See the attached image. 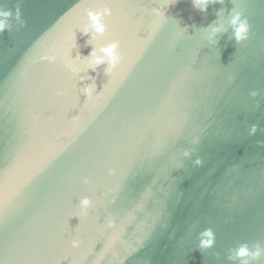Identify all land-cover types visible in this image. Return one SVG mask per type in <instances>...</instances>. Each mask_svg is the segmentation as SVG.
<instances>
[{"label":"water","instance_id":"water-1","mask_svg":"<svg viewBox=\"0 0 264 264\" xmlns=\"http://www.w3.org/2000/svg\"><path fill=\"white\" fill-rule=\"evenodd\" d=\"M102 7L108 31L93 39L87 11ZM0 8L13 13L0 34V264H264V0ZM113 40L108 77L88 59ZM93 83L102 94L87 99ZM244 245L259 259L237 257Z\"/></svg>","mask_w":264,"mask_h":264},{"label":"clouds","instance_id":"clouds-1","mask_svg":"<svg viewBox=\"0 0 264 264\" xmlns=\"http://www.w3.org/2000/svg\"><path fill=\"white\" fill-rule=\"evenodd\" d=\"M174 2V0H172ZM196 4L200 6L201 11L207 10V5L211 2H215V0H195ZM160 15H164V13H159ZM13 13L11 11L5 10L4 8H0V34H2L6 30H10V18ZM112 10L110 7H102L98 9H89L87 11L88 25L83 28V32L85 35L90 33H94L93 39L95 36H104L108 31V25L105 23V17L111 16ZM15 18L17 20L20 19L19 9L16 10ZM235 30V37L237 41L244 40L247 38L248 25L247 22L241 19L240 14H237L232 21ZM99 52L103 53V55H99L98 52L93 49V51L89 54L88 59V67H91L93 71H96L97 67L101 64L107 63L108 67L105 69V75L111 77L114 71L117 69L119 64L121 63L122 56L120 53V42L119 40H113L109 42L105 47L99 49ZM53 59H55L53 57ZM73 71H79L76 68H72ZM84 79V77H81ZM106 87V85H105ZM84 94L87 99H91L93 96H99L102 94V91L96 92L95 83L88 86L84 90ZM255 95V93H253ZM255 130V126L253 127ZM199 163V161H197ZM88 181H85L87 183ZM81 207L84 210L83 214H87V209L92 207V201L88 197H84L81 200ZM206 237H210L209 239H203L201 242V248H211L214 245V237L211 231H207L203 234ZM80 241L73 240L72 246L79 247ZM237 257L245 258L251 257L252 259H259L261 256V250L257 248L256 251H252L248 248L247 245L241 246L237 253ZM242 264H249L248 260L242 259Z\"/></svg>","mask_w":264,"mask_h":264}]
</instances>
